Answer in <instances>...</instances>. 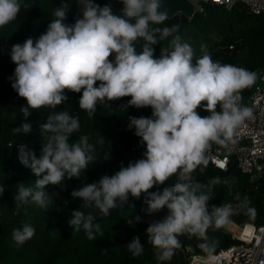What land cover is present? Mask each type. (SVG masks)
I'll return each mask as SVG.
<instances>
[{
    "label": "trees",
    "instance_id": "16d2710c",
    "mask_svg": "<svg viewBox=\"0 0 264 264\" xmlns=\"http://www.w3.org/2000/svg\"><path fill=\"white\" fill-rule=\"evenodd\" d=\"M129 2L0 0V264H187L235 242L227 219L264 223L263 178L205 155L264 68V16ZM162 198L164 235L145 221Z\"/></svg>",
    "mask_w": 264,
    "mask_h": 264
},
{
    "label": "built area",
    "instance_id": "2783aa9c",
    "mask_svg": "<svg viewBox=\"0 0 264 264\" xmlns=\"http://www.w3.org/2000/svg\"><path fill=\"white\" fill-rule=\"evenodd\" d=\"M192 1L196 11H202L205 3L230 8L241 2L251 12L264 16V0ZM251 75L254 84L250 95L245 102L236 105L230 117L214 124L205 155L217 168L226 170L233 162L241 172L261 176L264 180V68L254 70ZM177 174L189 176L184 170H179ZM179 223V219L175 220L161 235L175 230ZM231 223L235 225L234 229ZM224 226L235 242L206 253L195 252L190 245H186L184 250L189 254L187 264H264V223L257 225L227 219Z\"/></svg>",
    "mask_w": 264,
    "mask_h": 264
},
{
    "label": "water",
    "instance_id": "95a60500",
    "mask_svg": "<svg viewBox=\"0 0 264 264\" xmlns=\"http://www.w3.org/2000/svg\"><path fill=\"white\" fill-rule=\"evenodd\" d=\"M196 12L192 0H130L123 9V18H135L144 21L146 18H171L186 16L191 20ZM46 77L49 76L46 74ZM177 212L170 198H162L155 207L149 206L145 221L149 227H160L167 230L177 220Z\"/></svg>",
    "mask_w": 264,
    "mask_h": 264
},
{
    "label": "rangeland",
    "instance_id": "374dc122",
    "mask_svg": "<svg viewBox=\"0 0 264 264\" xmlns=\"http://www.w3.org/2000/svg\"><path fill=\"white\" fill-rule=\"evenodd\" d=\"M231 226V225H230ZM235 228V225L233 227V229ZM151 232H156L158 234L164 233L165 230L164 229H160V228H153V227H149L148 228ZM167 232V231H166Z\"/></svg>",
    "mask_w": 264,
    "mask_h": 264
},
{
    "label": "bare ground",
    "instance_id": "6f19581e",
    "mask_svg": "<svg viewBox=\"0 0 264 264\" xmlns=\"http://www.w3.org/2000/svg\"><path fill=\"white\" fill-rule=\"evenodd\" d=\"M230 225H231L232 228L234 227V224L233 223H231ZM153 228H160V227H153ZM160 229H164V228H160Z\"/></svg>",
    "mask_w": 264,
    "mask_h": 264
}]
</instances>
